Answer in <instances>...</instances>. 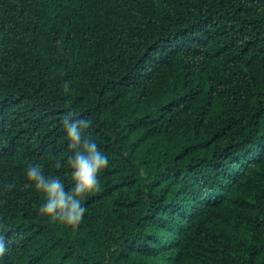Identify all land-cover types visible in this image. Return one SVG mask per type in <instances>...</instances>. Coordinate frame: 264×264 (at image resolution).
<instances>
[{"label": "trees", "instance_id": "1", "mask_svg": "<svg viewBox=\"0 0 264 264\" xmlns=\"http://www.w3.org/2000/svg\"><path fill=\"white\" fill-rule=\"evenodd\" d=\"M68 113L110 160L75 227L23 177L70 185ZM0 238V264H264V0H0Z\"/></svg>", "mask_w": 264, "mask_h": 264}, {"label": "clouds", "instance_id": "2", "mask_svg": "<svg viewBox=\"0 0 264 264\" xmlns=\"http://www.w3.org/2000/svg\"><path fill=\"white\" fill-rule=\"evenodd\" d=\"M74 116L68 113L63 117L62 131L68 151L61 154L62 158L52 157L53 168L69 171L70 185L66 187L59 174L46 172L40 162L29 161L23 170L25 186L42 196L37 214L72 227L78 225L85 214L82 203L85 194L99 187V174L110 165L109 156L86 134L91 121ZM3 251L4 242L0 238V252Z\"/></svg>", "mask_w": 264, "mask_h": 264}]
</instances>
